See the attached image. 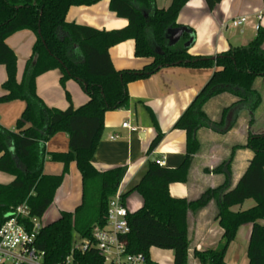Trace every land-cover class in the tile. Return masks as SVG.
Wrapping results in <instances>:
<instances>
[{
	"label": "trees",
	"instance_id": "trees-1",
	"mask_svg": "<svg viewBox=\"0 0 264 264\" xmlns=\"http://www.w3.org/2000/svg\"><path fill=\"white\" fill-rule=\"evenodd\" d=\"M102 0H0V66L6 70L0 104L14 101L26 103L25 110L14 131L0 125V172L11 175L10 184H0V225L5 218L26 203L31 217L41 219L52 205L57 190L75 163L81 175L82 200L72 213L64 212L54 222L43 226L36 248L44 253V264H64L77 241L90 239L95 227H104L110 199L116 194L127 169L116 168L99 172L92 164L104 132L105 114L127 110L131 105L127 86L151 77L163 68L216 69L204 89L175 124L186 132L187 154L182 165L169 169L149 161L138 183L124 194V200L136 193L141 208L128 216L129 234L125 237L128 253L144 254L149 264L150 250L158 248L174 254L173 264H190L188 214L197 213L213 200L217 201L216 220L223 230L216 249L194 251L200 264H225L230 245L238 230L250 224L248 264H264V134L249 135L245 147L253 152L248 168L234 188L227 183L208 189L195 200L174 198L169 186L189 181L194 155L199 152L196 133L201 128L224 126L230 110L245 107L254 113L260 96L254 83L264 78V29L259 27L256 37L246 46L233 47L214 58L194 57L186 49L169 47L165 35L177 26L180 11L190 0H172L167 9L155 7L154 0H110V9L118 18L128 21L120 30L105 31L66 22L73 6H91ZM222 0H205L210 11ZM30 31L36 41L27 60L23 80L17 79V56L8 47L12 35ZM189 35L183 36L187 41ZM135 42V57L152 59L141 70L116 71L112 65L110 48L125 41ZM60 71V85L75 81L89 98L75 109L49 108L36 89L38 77ZM224 92L240 100L227 109L224 120L212 122L204 112V105L212 97ZM70 102V95L66 92ZM71 103V102H70ZM153 123L158 130L157 122ZM58 133L69 138L67 153H46V144ZM158 132L148 154L160 144ZM52 162L63 163L62 175L43 172L46 156ZM256 205L246 211L232 208L246 200ZM73 264H104L95 250L86 255H74Z\"/></svg>",
	"mask_w": 264,
	"mask_h": 264
},
{
	"label": "crops",
	"instance_id": "crops-1",
	"mask_svg": "<svg viewBox=\"0 0 264 264\" xmlns=\"http://www.w3.org/2000/svg\"><path fill=\"white\" fill-rule=\"evenodd\" d=\"M154 1L158 9H167L172 3V0ZM206 4L205 0H190L184 6L178 15L177 26L166 32L165 39L169 47L186 49L194 57L214 58L233 47L248 45L256 37L258 28L264 29L263 0H222L212 11ZM260 11L263 16L259 21L257 16ZM240 17H246L247 22L240 28L233 29L231 20ZM66 22L107 32L120 30L128 25L127 20L118 18L111 11L110 0H102L91 6H73L67 13ZM230 31L237 36L229 34ZM178 34L181 36L178 37ZM185 35H189L187 41H183ZM238 36L241 40H237ZM35 41L36 37L30 31L18 32L7 39L8 47L18 59V82L23 80L25 66L32 55ZM135 51L133 40L110 48L109 55L114 69L141 70L152 63V59L136 58ZM215 70L167 67L147 79L129 84L127 91L132 99L131 105L127 110L105 114L104 132L92 159L93 166L99 172L125 167L127 171L121 183L123 193L138 183L149 161L163 159L165 168L180 167L186 159L187 135L185 131L175 129V124L204 89ZM60 77V71L56 70L38 77L36 81L37 93L46 106L59 110H66L70 104L75 109L83 106L89 98L82 88L73 80L63 88ZM6 78V70L0 66V97L4 94L2 84ZM253 87L261 97V103L254 113H250L245 107H236L228 112L224 126L219 125L215 129L201 128L197 131L200 148L193 157L189 181L171 184L169 192L172 197L195 200L208 189H216L226 183L231 189L237 185L253 158V152L245 147L249 135L264 134V78L256 79ZM66 92L71 97V103L65 96ZM239 100L234 94L224 92L209 99L203 109L212 122L221 123L227 109L232 108ZM25 107L26 103L23 101L0 104V125L8 130L12 129ZM152 118L156 120L158 130ZM124 123L136 131L123 128ZM158 132L162 134V140L148 154ZM46 146L47 154L67 153L68 135L58 133ZM46 159H49L48 155ZM63 171V163H44L45 175L59 176ZM13 179L15 178L11 175L0 172V184H10ZM81 181V175L73 162L48 209H54L53 222L64 212H74L81 204ZM255 205V201L249 199L242 205L233 207L232 211H246ZM216 214L215 200L201 211L188 214L190 264H200L193 257L194 251L216 249L221 242L224 234L215 219ZM259 223L264 225V221ZM251 227L250 224L240 227L235 241L228 248L225 264H248L247 249ZM150 260L156 264H173L174 254L169 250L158 252L152 248Z\"/></svg>",
	"mask_w": 264,
	"mask_h": 264
},
{
	"label": "built area",
	"instance_id": "built-area-1",
	"mask_svg": "<svg viewBox=\"0 0 264 264\" xmlns=\"http://www.w3.org/2000/svg\"><path fill=\"white\" fill-rule=\"evenodd\" d=\"M264 1V0H263ZM263 12H259L257 19H262ZM246 17L231 20L233 29L240 28ZM123 128H131L124 123ZM154 162L164 167L163 159ZM122 184L116 194L110 199L104 227H95L90 239L77 241L64 264H73L74 255H86L95 250L104 258V264H149V259L144 254H130L127 251L125 237L129 234L130 227L123 198ZM30 207L24 203L17 207L15 212L8 215L0 225V264H44V253L36 248L38 234L43 229L38 219L31 217Z\"/></svg>",
	"mask_w": 264,
	"mask_h": 264
},
{
	"label": "rangeland",
	"instance_id": "rangeland-1",
	"mask_svg": "<svg viewBox=\"0 0 264 264\" xmlns=\"http://www.w3.org/2000/svg\"><path fill=\"white\" fill-rule=\"evenodd\" d=\"M229 34H234L236 35L233 31H230ZM237 36V35H236ZM237 40H241V38L238 36ZM25 71V70H24ZM66 96V95H65ZM260 103H261V97H260ZM264 112V111H263ZM17 123V122H16ZM16 128V124L14 125V127L12 129H10L11 131H14ZM46 161H48L49 163H54L55 162H52L51 160L49 159H46ZM127 205V209L129 210L130 213H134L137 212L141 206H142V202H141V199L139 198L138 195L136 194H131L127 197L126 199V204ZM54 210V209H53ZM53 210H48L47 213L41 218V219H38L37 222L41 223L42 226H46L50 223L53 222ZM55 221V220H54ZM154 251H158V252H163V250L161 249H158V248H153ZM164 251H167V250H164Z\"/></svg>",
	"mask_w": 264,
	"mask_h": 264
},
{
	"label": "water",
	"instance_id": "water-1",
	"mask_svg": "<svg viewBox=\"0 0 264 264\" xmlns=\"http://www.w3.org/2000/svg\"><path fill=\"white\" fill-rule=\"evenodd\" d=\"M180 31H181V30H180ZM178 33H180V32H178ZM179 36H181V35H180V34H178V37H179ZM153 162H154V160H153Z\"/></svg>",
	"mask_w": 264,
	"mask_h": 264
}]
</instances>
